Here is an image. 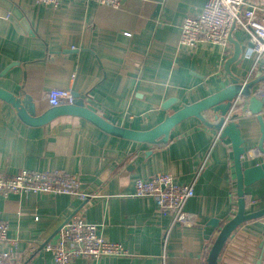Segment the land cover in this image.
I'll list each match as a JSON object with an SVG mask.
<instances>
[{"label": "crops", "instance_id": "crops-1", "mask_svg": "<svg viewBox=\"0 0 264 264\" xmlns=\"http://www.w3.org/2000/svg\"><path fill=\"white\" fill-rule=\"evenodd\" d=\"M206 0H123L118 10L87 0H60L56 10L33 0H0V88L28 96L37 114L47 110L51 89L79 95L85 106L113 125L146 131L166 113L192 104L235 83H250L253 66L246 34L235 28L238 60L224 71L226 51L200 45L178 46L180 26ZM25 21V22H24ZM28 29H25L23 24ZM234 77V79H233ZM236 79V80H235ZM264 90V81L252 87ZM173 103L167 111L162 105ZM238 97L232 113L243 147V168L261 164L253 155L261 133ZM264 122V108L261 112ZM190 118L153 147L117 138L77 117H61L41 127L23 124L0 100V175L20 169L76 175L84 201L68 195L27 193L0 196V221L17 240L11 264H54L43 245L56 240L73 214L98 226V233L121 244L127 255L78 258L71 264H207L221 227L236 212V177L229 140ZM264 146V145H263ZM168 173L177 184H192L194 196L183 211L187 222L173 223L153 209L147 197H134V181ZM245 214L264 209V179L245 187ZM216 220V226L210 221ZM264 216L237 227L221 249L218 264H255L264 251ZM0 243V251L10 249Z\"/></svg>", "mask_w": 264, "mask_h": 264}, {"label": "built area", "instance_id": "built-area-1", "mask_svg": "<svg viewBox=\"0 0 264 264\" xmlns=\"http://www.w3.org/2000/svg\"><path fill=\"white\" fill-rule=\"evenodd\" d=\"M35 4L56 10L60 0H33ZM96 5L114 10L121 8L123 0H87ZM242 30L247 37L249 54L253 66L264 72V0H206L193 16L183 19L180 26L178 46L196 50L202 44L219 47L222 51L230 47L233 30ZM256 97H264V90H256ZM69 90L51 89L46 95L48 107L72 104ZM227 117L225 123L235 121ZM215 140H218L215 137ZM253 155H261L252 150ZM262 156V155H261ZM27 193L46 195H68L81 201L88 197L80 190L76 175L62 171H31L20 169L12 176L0 175V196ZM134 197H147L153 201V209L173 223L187 222L189 216L183 211L185 203L194 196L192 184H177L168 173H157L146 180L134 181ZM0 243L11 248L0 251V264H11L17 257V240L8 237V224L0 221ZM43 250L49 253L54 264H71L75 259H94L127 255L121 244L111 243L98 233V226L87 223L73 214L57 231L56 240L47 242ZM261 264H264L262 255Z\"/></svg>", "mask_w": 264, "mask_h": 264}, {"label": "water", "instance_id": "water-1", "mask_svg": "<svg viewBox=\"0 0 264 264\" xmlns=\"http://www.w3.org/2000/svg\"><path fill=\"white\" fill-rule=\"evenodd\" d=\"M23 26L27 29L25 23ZM230 43L234 45V50L232 56L225 62L224 71L231 76L229 67L238 60L240 48L231 38ZM260 81H264V75H261L259 72L256 79L248 84H230L220 90L207 94L192 104H182L179 109L172 113H166L158 125L146 131H137L113 125L110 121L86 107L85 103L79 99V95L76 93H72V104L48 108L39 115H36V106L28 96H16L0 88V100L10 105L16 111V115L20 121L29 127H41L61 117H77L92 124L95 128L108 135L135 143L162 147L168 143L170 133L174 127L187 119L194 118L203 128L214 132V137L220 140L227 138L230 142L233 157L237 201L235 214L221 227L207 257V264H218V255L230 234L242 223L264 216V209L245 214L243 191L245 187L264 179V122L261 114L264 108V97L259 98L254 94L252 95L253 85ZM239 96L248 99L247 109L251 115L256 117L261 133L255 152L262 155L263 161L261 164L248 168H243L242 160L248 152L243 147V140L241 139L238 125L233 121L225 123L227 117L236 118L232 111ZM171 102L167 101L164 103L162 109L165 111L170 109L173 104ZM216 224V220L210 221L211 226H216ZM259 249L260 251H264V235ZM260 255L259 260L255 264H261L262 254Z\"/></svg>", "mask_w": 264, "mask_h": 264}]
</instances>
